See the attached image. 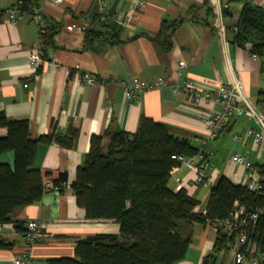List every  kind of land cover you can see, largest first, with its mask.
<instances>
[{"label":"crops","instance_id":"obj_1","mask_svg":"<svg viewBox=\"0 0 264 264\" xmlns=\"http://www.w3.org/2000/svg\"><path fill=\"white\" fill-rule=\"evenodd\" d=\"M17 0H0V108L10 119H27L31 134L37 137L52 132L65 133L70 125L79 129L75 147L66 148L55 141L40 143L35 166L44 179L54 182L66 172L68 180L61 191H45L38 202L28 205L15 219H35L41 225L42 237L31 249V264H51L50 259L72 256L78 239L97 233L118 234L120 225L113 219H88L85 209L76 202L71 184L78 166L90 148L93 134L105 131L138 129L141 116L168 123L174 132L196 144L205 131L203 118L219 109L216 102L196 104L190 93L172 92V86L187 81L202 91H213L221 79L225 84L242 80L249 98L261 104L264 97V57L254 55L251 45L239 46L230 41L245 2L264 8V0H106L109 13L133 11L135 19L127 25L97 17L99 0H25L27 6L43 8L45 29L50 21L59 24L53 33V44L43 47L37 66L29 55L42 39L40 29L27 18L10 23L5 9ZM182 19L172 34L169 50L151 37H156L162 22ZM87 23L85 32L68 26ZM225 25L226 38L218 32ZM88 31V33H86ZM46 32V31H45ZM88 34V35H87ZM185 65L180 67V62ZM88 72L98 81L88 84L75 78V68ZM138 76L148 82L158 77L166 85L148 89L138 99L127 100L122 80ZM261 130L248 115L228 121L217 142H210L213 152L209 173L215 181L225 175L235 184H244L247 170L234 163L239 152L256 158L264 165V152L254 144L248 129ZM0 129V136L6 134ZM223 133L224 135L221 137ZM232 136L233 154L225 152L226 139ZM221 137V138H220ZM107 138L105 142H107ZM222 147L219 151L217 148ZM218 150V152H217ZM13 154H0V162L12 163ZM196 172L174 168L169 184L175 190L185 189L199 201L195 211H203L210 187L195 181ZM191 242L186 256L177 264H235L232 253L224 248L214 251L218 231L209 222L190 226ZM0 238L13 243L0 247V264H13L24 244L23 233L15 223L0 224Z\"/></svg>","mask_w":264,"mask_h":264},{"label":"trees","instance_id":"obj_2","mask_svg":"<svg viewBox=\"0 0 264 264\" xmlns=\"http://www.w3.org/2000/svg\"><path fill=\"white\" fill-rule=\"evenodd\" d=\"M181 21L164 20L157 36L151 39L169 50L172 34ZM236 26L230 41L239 46L250 44L254 55L264 57V8L245 2ZM58 27V23L50 21L46 32L41 33L43 47L53 44ZM2 128L7 132L0 136V154L11 152L13 161L0 162V224L13 222L24 235L28 221L15 218L45 192L44 174L35 166L38 145L55 141L73 148L79 129L70 125L65 133H57L52 126V132L33 137L27 119H10L0 108ZM196 151L197 145L176 135L172 125L145 115L133 133L108 130L93 134L71 189L77 204L85 209L86 218L113 219L120 230L118 234L82 237L72 256L53 258L50 263L177 264L186 256L194 222L213 224L216 219L228 217L236 200L249 205L264 203V197L249 191L245 184H235L220 175L210 188L205 213L195 211L199 201L183 188L175 191L169 181L171 171L178 165L172 155H193ZM259 169L264 173V165ZM67 180V173L62 172L54 185L61 191ZM250 238L264 249V216ZM229 240L219 231L210 257L228 249ZM12 245L0 238V247Z\"/></svg>","mask_w":264,"mask_h":264},{"label":"built area","instance_id":"obj_3","mask_svg":"<svg viewBox=\"0 0 264 264\" xmlns=\"http://www.w3.org/2000/svg\"><path fill=\"white\" fill-rule=\"evenodd\" d=\"M48 1L56 4L63 2V0ZM145 1L139 0L137 6L142 7ZM5 11L8 14L10 23L13 25L18 24L22 18H27L30 23L39 27L41 33L46 31V19L41 5L34 4L26 6L24 0H17L15 3L10 4ZM96 17L102 23H107L112 20L127 25L134 21L135 14L133 11L128 13H109L107 10V1L99 0ZM68 28L77 32H85L87 23L82 22L79 25L68 26ZM236 28L237 26L234 27V31ZM218 32L224 39L226 38V29L223 23L220 24ZM41 45L42 39L29 55V62L33 66L39 65L41 61ZM184 65L185 63L183 61L180 62V67ZM74 72L75 78L82 82L94 84L98 81L95 76L81 71L79 67L75 68ZM166 83V80L162 77H158L152 82H148L138 76L121 81L127 100L138 99L146 90L165 86ZM171 89L174 93H190L192 100L196 104H200L203 101L219 104V109L203 118L205 131L197 139L196 153L193 155H187L185 153L172 155V158L178 162V165L174 167L175 169L189 168L193 170L196 172L195 181L211 188L215 184V180L209 173V169L213 165L211 161L213 152L208 149V144L220 136L228 121L242 115L250 116L260 125V131L256 132L250 128L247 131V135H253L254 144L261 147L260 154L264 152V97L261 104L254 103L245 91L240 78L236 79L232 84H225L219 79L214 84L213 91L204 92L188 81L181 86H172ZM232 160L247 170L248 179L244 183L247 189L264 197V173L260 171L259 166L253 164L246 155L239 152L233 155ZM44 189L45 191H58V187L49 178L44 181ZM203 213H205V210H203ZM262 216H264V203L249 205L236 200L234 208L228 217L214 221L213 225L217 231H220L221 234L231 239L228 241L227 247L232 253L235 264H264V249L259 248L257 243L250 238V234L254 231ZM23 236L24 244L19 254L14 257L13 264H31V249L42 237L39 222L35 219H30Z\"/></svg>","mask_w":264,"mask_h":264},{"label":"rangeland","instance_id":"obj_4","mask_svg":"<svg viewBox=\"0 0 264 264\" xmlns=\"http://www.w3.org/2000/svg\"><path fill=\"white\" fill-rule=\"evenodd\" d=\"M224 135H227L226 133H223L222 135H221V137L222 136H224ZM220 137V138H221ZM219 138V137H218ZM218 138H216L215 140H213L212 142H217V140H219ZM226 141H227V144L225 145V152H229V150H230V156L233 154V145H235L236 144V142L235 141H233V139H232V136H229L227 139H226ZM222 147H219V148H217L219 151H223V150H220ZM218 150H217V152H218ZM251 161H254V162H257V160H256V158H254V156H251Z\"/></svg>","mask_w":264,"mask_h":264},{"label":"water","instance_id":"obj_5","mask_svg":"<svg viewBox=\"0 0 264 264\" xmlns=\"http://www.w3.org/2000/svg\"><path fill=\"white\" fill-rule=\"evenodd\" d=\"M204 264H207V260L204 261Z\"/></svg>","mask_w":264,"mask_h":264}]
</instances>
